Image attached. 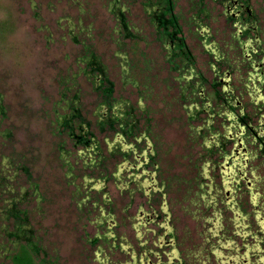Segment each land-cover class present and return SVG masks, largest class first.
<instances>
[{"label":"rangeland","instance_id":"374dc122","mask_svg":"<svg viewBox=\"0 0 264 264\" xmlns=\"http://www.w3.org/2000/svg\"><path fill=\"white\" fill-rule=\"evenodd\" d=\"M24 255L264 264V0H0V264Z\"/></svg>","mask_w":264,"mask_h":264},{"label":"trees","instance_id":"16d2710c","mask_svg":"<svg viewBox=\"0 0 264 264\" xmlns=\"http://www.w3.org/2000/svg\"><path fill=\"white\" fill-rule=\"evenodd\" d=\"M239 8H240V6H239ZM241 10V9H240ZM237 11V10H236ZM241 24V26H240V29L242 30V31H244L245 30V28H244V26L245 25H252L251 23H248V22H241L240 23ZM248 27V26H247ZM250 27H252V26H250ZM243 33V32H242ZM251 48V47H250ZM248 52H249V56L250 57H252V58H249V60L251 61L250 62V64H249V66L251 67L252 66V69H254V68H258V67H255L254 65V63L256 62L255 60H256V58H255V55H254V52H253V50H248ZM224 75V74H223ZM220 77H221V75H218V77H217V81H219V79H220ZM217 83V82H216ZM108 90V91H107ZM105 92L106 93H108V92H110V88L109 87H106V90H105ZM18 262H19V264H31L30 263V260H29V257L28 256H26V255H24V256H20L19 257V259H18Z\"/></svg>","mask_w":264,"mask_h":264},{"label":"flooded vegetation","instance_id":"af4514ba","mask_svg":"<svg viewBox=\"0 0 264 264\" xmlns=\"http://www.w3.org/2000/svg\"><path fill=\"white\" fill-rule=\"evenodd\" d=\"M168 23H172V20H168ZM168 23H165L166 25V27H167V24ZM174 34V33H173ZM173 36V35H172ZM260 67H262V65H260ZM260 67H258V69H261ZM249 126L248 125H246V129H248V131H249V128H248ZM178 260V259H177ZM179 261V263H181L182 262V260L180 261V260H178Z\"/></svg>","mask_w":264,"mask_h":264}]
</instances>
